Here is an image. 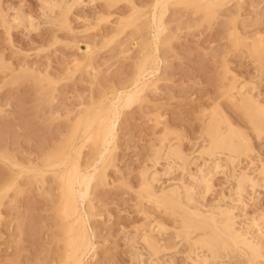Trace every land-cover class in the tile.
<instances>
[{"label": "rangeland", "instance_id": "1", "mask_svg": "<svg viewBox=\"0 0 264 264\" xmlns=\"http://www.w3.org/2000/svg\"><path fill=\"white\" fill-rule=\"evenodd\" d=\"M155 1L0 0V264L70 263L64 167H50L74 159L80 128L118 92L134 88L148 59L160 60L159 71L138 85L142 92L121 112L84 204L95 245L85 263L194 264L201 252L196 241L213 229L186 234L184 220L193 211L233 208L238 230L247 218L264 215L262 182L249 188L243 210L233 180L240 173L258 180L264 162L258 114L264 109V0H217L210 10L172 1L159 40L150 21ZM49 3L58 8L46 10ZM215 127L235 134L234 165L222 157L226 169L211 179L203 200L196 194L187 209L182 192L180 208L168 205L169 187L189 183L188 174L204 164ZM83 142L80 166L93 171L99 144ZM172 151L182 160L163 176ZM147 181L156 197L147 194ZM230 247L219 250L218 263L208 251L200 254L210 257L206 264H264V257Z\"/></svg>", "mask_w": 264, "mask_h": 264}, {"label": "bare ground", "instance_id": "2", "mask_svg": "<svg viewBox=\"0 0 264 264\" xmlns=\"http://www.w3.org/2000/svg\"><path fill=\"white\" fill-rule=\"evenodd\" d=\"M50 1L52 3L54 0L53 1L50 0ZM79 1L80 0H72V2L69 3L74 2L75 4ZM172 1L175 0H156L155 3L153 4V7H151L153 8V12L151 16L152 19H150V21L152 20L151 24L153 25L152 27L155 30L152 28L151 29L155 31L156 36L154 37L157 40L160 39V35L163 31V23H162L163 16L167 11L169 3ZM178 1L184 3H195V2L204 3L206 5V9L208 10H210L212 7L217 5V0H178ZM58 3L55 2V4L59 6L60 4ZM49 5H45L46 10L52 11L56 7V5L52 7L51 5L50 6ZM155 41L154 43L153 42L152 43L155 44ZM153 44L151 45L153 46ZM155 47L157 48V46ZM156 48L154 50H157ZM159 61L160 60L158 58H156L155 60L148 59L145 66L141 69V71L137 75L136 81L134 79L133 82L134 88L130 90V88L128 87L130 91L129 90L125 92L123 91L122 93L118 92V94L113 99V102L110 104L108 108L100 111L94 119L88 121L84 129L80 128L81 134L79 133L77 138L75 140L73 139L72 141L73 144L71 145L72 148L71 152H73L74 154L73 160L67 159L65 162L63 163L61 162L60 165L56 164L50 167V168L64 167V170L62 172L63 175L62 197L64 199V214L66 218L70 220L69 232L73 233V236L71 237L69 243L70 246L69 264H86L85 258L89 256V254L94 250L95 245H93V242L90 241L89 239V232L87 225L88 217L84 209V204L89 197L91 185L97 177V170H98L97 165L103 163L106 160L107 157L106 155L111 150V147L114 144L116 138L117 123L120 118L121 112L124 109L130 107L131 104L135 102V100L137 99L139 92L140 93L142 92V90L139 91L138 85L142 83V81H148L159 71V66H160ZM142 89H144V87ZM249 93L250 92L248 90V95H251ZM249 98L252 97L250 96ZM100 107L99 109L102 108ZM258 114L264 120V109L260 108ZM95 125H97L96 135L95 134L93 135L92 133L94 131ZM259 129L260 128L257 129L258 133L260 131ZM235 137H236L235 134L231 130H228L227 132H222L220 128L215 127L214 131L210 133L211 141L209 146L202 152V154L206 156V159H204V164L203 165L201 164L202 166H199L197 172H195L194 174H188V178H186L185 181L189 179L188 180L189 183L187 182V184H184V182H180L181 185L179 186L174 185L175 187L173 186V188H171L170 186L169 187L170 189H168L167 187L168 189L167 192L163 191L166 192L165 195L166 197H169L171 200H173V201L171 200L166 201V203L170 206L180 208V206H182V203L180 201L182 199V192H183L185 196V200L187 202V206L185 205V208L188 209V205L193 204L195 202L194 197L196 194H198L197 198L200 199L206 196V194H208L207 192H209V189L211 188L209 187L210 182L212 181L211 179L214 177V175H217L216 173L224 166L225 161H223L222 157H225L226 160L228 159L232 161V165H234L233 164L235 159L234 157L240 153V148L235 142ZM86 140H91V141L93 140L96 144H99V149L97 150L96 153L97 154L96 164L93 163L94 165H92L93 171H89L90 169L88 170V167L83 169L80 166L81 147L78 146L79 145L78 143H84L83 141ZM175 159L182 160V157L181 155L172 151L170 155L167 156L165 165L162 164L164 165L163 167L164 174H162L163 176H169L172 175L173 172H175L173 171V168L174 169L177 168H175L174 165L176 166L178 165V162ZM157 160L158 162H160L159 161L160 159L157 158ZM181 170L182 172H185L187 174L186 168L182 167ZM256 171L258 175V180H255L246 173H240L238 176H233V180L235 182L234 197L237 198L236 203H239L238 205L243 210L246 209L245 208L246 205H244V202L247 200L246 194H248L249 188H251L252 191H255L254 187L259 186L260 185L258 184L259 182H262V184L264 185V162L260 163V166ZM156 177H157V172L154 173L152 177V182H156ZM210 186H212V184ZM146 189H147V194L150 197H156L155 193L152 190L151 182L149 181L146 182ZM216 208L217 207H215V209ZM234 208H238V206L237 207L235 206ZM232 210L234 209L232 208ZM232 210L231 208L229 209V207L228 208L218 207L216 209V212L215 211L214 212L211 211L210 213L207 212L208 214H202L201 211H197V210L193 211L190 214L191 216H187V218L184 220V230L186 231V234H188L189 231L191 233L197 231L203 232V230H206L207 227H211L213 229L210 235H205L206 237L201 236L202 238L196 241V245L199 246L201 252H203L204 250L209 252V255L211 257L210 261L218 260L219 250L220 249L226 250L230 246H234L239 248L240 250L246 251L247 253L250 254L251 257L255 259L264 257L263 254L264 251L262 249L264 247V227H263L264 215L258 214L257 217L252 216V218H247L243 222L242 226H240V230H238L236 228V223H235L236 220H234L235 215ZM151 239L152 237L145 236L144 241L146 243H150ZM200 253H196V255L194 256L195 257L193 259L194 264L209 263L208 262L209 259L207 258L210 257H206V255L203 256ZM191 258H193V256H191Z\"/></svg>", "mask_w": 264, "mask_h": 264}]
</instances>
